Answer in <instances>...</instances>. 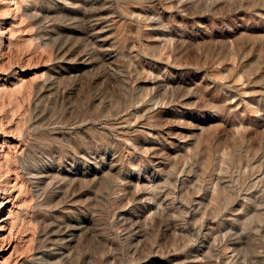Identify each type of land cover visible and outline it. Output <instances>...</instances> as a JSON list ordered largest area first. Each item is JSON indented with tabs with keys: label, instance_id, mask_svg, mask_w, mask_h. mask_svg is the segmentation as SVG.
Listing matches in <instances>:
<instances>
[{
	"label": "rangeland",
	"instance_id": "obj_1",
	"mask_svg": "<svg viewBox=\"0 0 264 264\" xmlns=\"http://www.w3.org/2000/svg\"><path fill=\"white\" fill-rule=\"evenodd\" d=\"M0 264H264V0H0Z\"/></svg>",
	"mask_w": 264,
	"mask_h": 264
},
{
	"label": "bare ground",
	"instance_id": "obj_2",
	"mask_svg": "<svg viewBox=\"0 0 264 264\" xmlns=\"http://www.w3.org/2000/svg\"><path fill=\"white\" fill-rule=\"evenodd\" d=\"M3 204H5V203H2L1 205H3Z\"/></svg>",
	"mask_w": 264,
	"mask_h": 264
}]
</instances>
